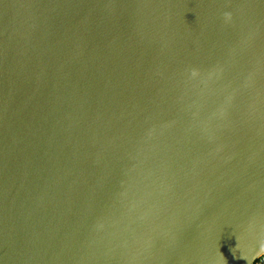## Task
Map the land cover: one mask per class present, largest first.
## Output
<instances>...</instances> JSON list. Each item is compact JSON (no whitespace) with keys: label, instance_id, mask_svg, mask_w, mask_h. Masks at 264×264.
I'll use <instances>...</instances> for the list:
<instances>
[{"label":"water","instance_id":"obj_1","mask_svg":"<svg viewBox=\"0 0 264 264\" xmlns=\"http://www.w3.org/2000/svg\"><path fill=\"white\" fill-rule=\"evenodd\" d=\"M263 252L264 0H0V264Z\"/></svg>","mask_w":264,"mask_h":264},{"label":"clouds","instance_id":"obj_2","mask_svg":"<svg viewBox=\"0 0 264 264\" xmlns=\"http://www.w3.org/2000/svg\"><path fill=\"white\" fill-rule=\"evenodd\" d=\"M225 16H226V19L231 20V13H225ZM198 74L199 73L197 71L193 70V72H192L193 76H197ZM245 260L248 262V264H251L250 260H247V259H245ZM261 264H264V260L261 261Z\"/></svg>","mask_w":264,"mask_h":264},{"label":"built area","instance_id":"obj_3","mask_svg":"<svg viewBox=\"0 0 264 264\" xmlns=\"http://www.w3.org/2000/svg\"><path fill=\"white\" fill-rule=\"evenodd\" d=\"M262 260H264V252L257 257V259L255 260V264H261Z\"/></svg>","mask_w":264,"mask_h":264},{"label":"snow or ice","instance_id":"obj_4","mask_svg":"<svg viewBox=\"0 0 264 264\" xmlns=\"http://www.w3.org/2000/svg\"><path fill=\"white\" fill-rule=\"evenodd\" d=\"M257 252L255 251V249L253 250V252L250 255H255Z\"/></svg>","mask_w":264,"mask_h":264}]
</instances>
